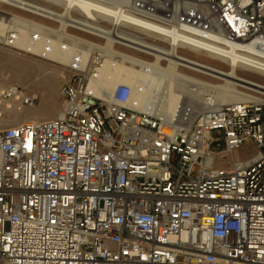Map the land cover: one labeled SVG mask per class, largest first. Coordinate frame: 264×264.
Here are the masks:
<instances>
[{"label": "built area", "instance_id": "1", "mask_svg": "<svg viewBox=\"0 0 264 264\" xmlns=\"http://www.w3.org/2000/svg\"><path fill=\"white\" fill-rule=\"evenodd\" d=\"M53 1L75 19L110 20L107 41L131 51L110 58L141 84L99 96L91 84L106 54L77 47L59 114L0 129V264H264V100L206 96L190 123V105L164 121L134 100L156 61L149 35L173 32L177 47L229 61L233 50L264 73V0ZM18 36L5 27L0 48L20 49ZM38 98L0 87V123ZM244 144L254 154L235 159Z\"/></svg>", "mask_w": 264, "mask_h": 264}, {"label": "bare ground", "instance_id": "2", "mask_svg": "<svg viewBox=\"0 0 264 264\" xmlns=\"http://www.w3.org/2000/svg\"><path fill=\"white\" fill-rule=\"evenodd\" d=\"M0 5H3V12L0 11V32H2L5 27H16L19 31L16 46L31 52L36 57L66 66L77 51V47L86 50L92 48L103 50L107 59L103 63L98 79L91 84L92 90L96 91L99 96H105L118 83L128 85L136 84L137 86L141 84L140 77L136 70L125 67L122 63L115 62L110 58L111 56L117 55L120 56L122 60H129L128 54L131 52L129 47L125 44L119 46L115 44L114 40L107 41L110 37L109 34L117 31V28L113 26L110 20L106 18H96L95 23H90L86 19H75L68 16V8L70 5L53 0H0ZM80 8L88 18H94L88 6L80 5ZM64 9L65 13L62 15H64L65 19L61 17L62 12H59ZM23 15L30 17V19L32 17L33 20H27ZM58 20L61 22L58 24V27L55 28V25L52 24H56ZM41 21L47 22V26L41 25ZM136 22L138 23V21ZM81 27L89 28L92 32V34H90L91 37H95L94 39L96 40H88L67 35V29L77 30ZM148 28L154 32L164 33L159 26L151 25ZM168 37V47L154 44L153 49L157 51L156 61H152L148 65L150 74L142 80L143 87L140 88L141 91L137 92L134 96V100L137 102L140 109H149L154 116L164 121H169L175 113L176 115H180L182 110L190 105L192 107V114L187 119L190 123L193 116L204 109L203 100L199 94V91H201L200 89L205 90L207 94L211 93V97L214 101L223 105L241 102L247 99H256L240 91L236 92V86H252L256 90L264 92V86L256 84L249 79L244 80L238 76L237 69L243 72H255L264 77V73L249 69L241 63V60L233 58L239 57L240 54L231 50L232 53H229L231 57L226 55L232 59L231 61L219 56L213 57L214 59H218L222 64L228 66L230 71L228 70L229 72L225 73L221 69L196 62L193 59L180 55L178 49L187 47H177L178 36L174 35L173 32L169 34ZM61 38H66L69 43L61 44ZM156 39L159 40V38ZM98 41H102L103 43H99ZM107 42H109V44ZM190 49L196 53L199 51L194 48ZM211 50L213 51V49ZM222 55L224 56V54ZM160 57L169 59L165 68L159 66L158 61ZM180 66L187 67L196 73L221 79L224 81V84L222 86H214L185 74H181L178 71V67ZM20 67L23 69L17 68V72L15 73L16 79H19L22 70L30 69V67L27 68L26 66ZM54 79H56V77L53 74L47 75L45 83L49 85V82ZM100 90L103 91V93L100 94Z\"/></svg>", "mask_w": 264, "mask_h": 264}, {"label": "rangeland", "instance_id": "3", "mask_svg": "<svg viewBox=\"0 0 264 264\" xmlns=\"http://www.w3.org/2000/svg\"><path fill=\"white\" fill-rule=\"evenodd\" d=\"M0 11L3 12V5H0ZM59 13V12H58ZM27 20H33V18L23 15ZM10 17V15H9ZM63 19L64 15L61 14ZM44 22V23H43ZM41 21V25L48 24L45 21ZM56 22V21H55ZM61 21L58 20L54 27L57 28L58 24ZM50 23V22H49ZM70 23V21H69ZM50 25V24H49ZM0 32V34H2ZM92 32L87 27H81L79 29H67V35L74 37H81L88 40H96L91 37ZM93 36V35H92ZM152 36V35H149ZM157 36H152L150 39L156 43L158 46L168 47V41ZM66 38H61L60 43L64 44ZM96 42V41H95ZM100 42V41H98ZM167 42V43H166ZM26 43V42H25ZM101 43V42H100ZM79 48V47H78ZM179 54L190 59L195 60L196 62H201L209 66L221 69L225 73H228L230 70L227 65L222 64L218 59H214L213 55L198 51V53L192 51L190 48L178 49ZM120 51V50H119ZM155 61V60H153ZM169 59H165L163 62L159 63L161 68H165L168 64ZM29 64V65H28ZM20 66L30 67L28 70H22L21 76L19 79L15 78V73L17 68L23 69ZM229 70V71H228ZM178 71L181 74L190 76L196 80H201L207 84L214 86H222L224 81L221 79L209 77L204 74L196 73L188 69L187 67H178ZM53 74L56 79L49 82V85L46 84L47 75ZM237 74L240 78L244 80H251L252 82L264 86V77L260 74L243 72L237 69ZM14 76V77H13ZM67 79V72L64 65L53 63L46 59L36 57L35 55L25 53L20 51V49H3L0 48V87L16 85L18 86L22 94H29L31 92L38 95V102L32 106H24L17 103L15 107L11 106L10 109L6 110L3 113V123H0V129H4L9 125L18 123L19 121L29 118V119H47L53 118L57 115L60 110V98L59 91ZM248 80V81H249ZM194 88V87H190ZM199 94L202 99L206 96H212L211 93L207 94L205 90L200 89ZM236 92L240 91L249 96H252L258 100H264V92L258 91L252 86H241L235 87ZM197 114V113H196ZM193 116V118L196 116ZM3 125V126H2ZM254 149L250 144H244L233 156L235 159H244L252 156L254 154Z\"/></svg>", "mask_w": 264, "mask_h": 264}, {"label": "crops", "instance_id": "4", "mask_svg": "<svg viewBox=\"0 0 264 264\" xmlns=\"http://www.w3.org/2000/svg\"><path fill=\"white\" fill-rule=\"evenodd\" d=\"M52 118V117H51Z\"/></svg>", "mask_w": 264, "mask_h": 264}]
</instances>
